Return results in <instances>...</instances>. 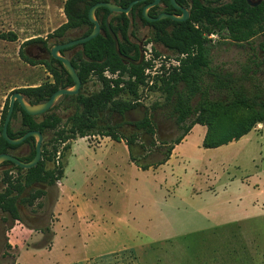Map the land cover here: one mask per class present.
<instances>
[{
  "label": "rangeland",
  "instance_id": "1",
  "mask_svg": "<svg viewBox=\"0 0 264 264\" xmlns=\"http://www.w3.org/2000/svg\"><path fill=\"white\" fill-rule=\"evenodd\" d=\"M64 2L0 0V122L13 92L47 79L45 67L34 65L26 49L33 40L61 32L68 22ZM11 32L16 40L7 37ZM210 38L213 65L231 71H238L264 41L258 36L237 45L223 36ZM147 48V60L155 66L147 73H156L162 64L166 69L177 65L174 55L164 51L165 58L155 56L151 45ZM259 75L264 81V65ZM142 94L146 105L162 100L158 92L144 89ZM154 114L163 130L154 136L138 132V144L146 147L135 144L134 151L148 154L142 161L160 159L183 133L162 109ZM261 128L223 146L205 148L206 128L198 125L166 163L148 169L131 160L123 139L124 144L114 143L92 132L61 143L57 159L62 162L65 145L76 140L65 175L55 184L37 182L26 189L25 197L43 193L19 206L23 221H14L0 209V264H264ZM124 135L130 136L128 131ZM54 138L47 130L43 143L51 146ZM163 138L167 144L158 151ZM3 170L0 167V192L6 188ZM18 172L12 166L9 175L17 180ZM61 188L57 213L53 206ZM74 208L87 224L79 232L78 223H71Z\"/></svg>",
  "mask_w": 264,
  "mask_h": 264
},
{
  "label": "trees",
  "instance_id": "2",
  "mask_svg": "<svg viewBox=\"0 0 264 264\" xmlns=\"http://www.w3.org/2000/svg\"><path fill=\"white\" fill-rule=\"evenodd\" d=\"M100 1L108 0H65L64 11L68 22L59 33L88 23L93 25L89 11ZM114 1L128 5L132 0ZM148 1L137 3L133 10H138L139 15L142 16L143 5ZM163 1L170 3V0ZM227 7V19L219 21L213 17L211 9L205 7L200 12L194 10L191 20L176 21L171 18L159 20L157 23L161 24L162 28L158 31L157 39L173 51L179 64L170 66L169 69L162 64L158 70L155 69L156 73H147L148 68L151 70L155 68L150 61H144L140 65H128L117 53L115 41L109 31L107 36L99 34L88 41L85 46L86 53L90 50L94 56L104 61L101 64L92 63V68H95L94 73L102 82V87L88 96L83 112L84 117L88 115L87 119L81 118L82 120L75 121L68 129L55 130L57 133L54 135L55 143L51 146L49 142L42 144V159L37 165L26 169L12 161H7L19 172L15 180L9 175L8 170L5 171L6 188L0 192V209L7 212L14 221H23L19 206L27 202L33 203L43 193L35 192L25 197L24 192L37 182L55 184L64 176L72 144L65 145L66 152L63 153L62 162L57 159V157L61 158L58 156L59 146L70 139H76L77 136L84 137L96 132L117 141L123 139L129 148L131 160L141 168L148 169L150 166L166 163L175 145L181 143L195 124L207 126L203 146L214 148L239 140L254 130L258 123H264V81L259 75L261 63L256 62L257 56L252 54L238 71L225 70L219 65L214 66L212 63L214 45L212 39L208 37L215 27L224 32L223 37H229L238 43L249 41L256 35L264 36V8L250 7L245 0H235ZM108 12L107 7L100 6L96 14L99 16L103 13L105 17ZM125 15L121 13L114 17ZM196 22L200 23V28L195 26ZM168 25H172L171 31L167 30ZM103 26L106 27L104 24ZM111 27L114 32H118L113 23ZM7 37L16 40L17 34L11 32ZM119 47L122 53L128 54L122 42L119 43ZM261 47L264 49V41ZM159 55L160 52L156 51V56ZM86 65L87 63L84 62V70ZM106 68L112 73L111 77L104 75L103 71ZM85 75H88V72ZM144 89L158 92L162 100L157 99L153 104L146 105L142 99ZM19 90L28 93L30 98L35 97L30 100L35 103L40 101L37 93H41V97H49L54 86ZM140 106L145 107L146 111L136 125L143 133L151 136L157 133L154 112L159 109L183 128V133L173 141L172 145L167 146L166 150L162 151L163 156L155 161H142L148 154L135 153V144L142 148L146 147L143 143L138 144V133L126 136L119 133L116 126L101 124L110 123L114 114L124 115L128 110ZM8 108L9 105L0 122V154L19 146V144H11L2 133ZM59 122L55 115L48 116L44 121H37L17 103L9 125V135L16 138L29 130H40L45 134L47 130L57 129ZM159 141L160 145L157 149L161 151L167 141L162 139ZM25 142L30 145L31 151L22 160L29 161L36 154V139L34 136H29ZM150 145H156L154 138L150 140ZM50 163L53 167L49 166Z\"/></svg>",
  "mask_w": 264,
  "mask_h": 264
},
{
  "label": "flooded vegetation",
  "instance_id": "3",
  "mask_svg": "<svg viewBox=\"0 0 264 264\" xmlns=\"http://www.w3.org/2000/svg\"><path fill=\"white\" fill-rule=\"evenodd\" d=\"M108 1L116 3L114 0H108ZM141 1H146V0H141ZM141 1H138L137 3ZM153 1L154 0H149L146 4L143 5V9L147 4L152 3ZM176 1L180 6L186 8L189 12V15L186 19L176 20V21L191 20V17L194 14V10H199L200 12L201 10H203L204 7L211 9L212 13L214 14L213 17H215L217 21H219L220 19H227L228 17V13L226 12V9L228 8L227 6L228 4H232L233 2H235V0H176ZM245 1L250 7L264 8V0H245ZM137 3H135L134 6ZM118 5H121L123 7L128 6L123 4H118ZM134 6L129 12H124V11L111 12L109 10L108 14L105 17L103 13L99 16L96 14V17L98 18L100 23L99 34L107 36V32L109 31L107 23L109 22L110 26L112 23L114 24V26L118 29V32L117 33L115 32L118 37V46L119 43L122 42L125 47V50L128 52V54L125 55L128 56L129 58L126 59L123 58V60L128 65L129 64L140 65L144 61H149L147 60L146 57V55L148 54L147 47L149 45H151L152 51L155 56H156V51H159L160 52L159 56H162L164 58L166 57L165 53L163 54L164 51L170 53V55H174L172 50L164 46L157 39L158 31L160 30V28H162L161 24L157 23L159 20H148L144 18L143 10H142V16H140L138 10L135 11L133 10ZM149 12H151V14L150 13L149 14L152 17H157L159 14L163 12L173 13L175 15L184 14L182 8L175 6L171 0L169 4L164 2L163 0H159L155 5L149 8ZM121 13H125L126 15L120 17H114L115 15ZM92 23L93 25L88 23V25L78 26L68 31L59 33L57 35L55 34L52 35L51 37L36 39L28 43L29 47L26 49L28 58L30 59V61L34 62V65L39 64L44 66L48 75H47V79L42 83L28 85L20 88H35V87L45 88L46 86H54V90L52 91L49 97H41V93L39 94L37 93V97L39 98L40 101L35 103H41L47 101L52 96V94L60 88L75 87L76 81L74 80L72 75L68 72L63 62L60 59L53 56L51 52V48L57 45L58 46L63 45L65 43L80 39L81 37L88 35L94 29L95 24L94 22ZM103 24L106 25V27H104ZM195 26L197 28H200V23L196 22ZM166 28L167 30L171 31L172 25L170 26L168 25ZM140 30H143V32L140 33ZM223 33L224 32H221L218 27H215V29L212 31L211 34L208 35V37L210 38L212 36H223ZM258 36H263V35H256L253 38H251L249 41H244L240 43L234 41L229 37H224V38L229 39L232 43H235L237 45H242L244 43L249 44L250 41L257 38ZM262 41L263 40H261V42L257 44L256 48H253L254 54L258 58L256 62L261 63V67L264 65V49L261 47ZM87 42L88 41L78 42L69 47H61L58 50L61 56H64L71 61L72 65L74 66V69L76 70V73L78 74V77L80 79V85L77 91L74 93H64L58 98V100L50 109L46 110L43 113L33 115L37 121H44L48 116L55 115L60 120V122L57 125L58 126L57 129H51L54 132V135H57L55 130H61L63 128L68 129L73 125L75 121H80L82 120L81 118L87 119L88 115L84 117L83 112L85 109L86 102H88V96H91L93 93H96L102 87V82L98 79L96 73H94L95 68H92V63L96 62L101 64L103 63L104 59H99L98 57H96V55L94 56L90 50H88V53H86L85 46ZM212 44L214 45V43ZM84 62L87 63L85 70L83 69ZM177 62L178 65L179 61L177 60ZM87 72L88 75H85ZM103 73L106 77L112 76V73L107 68L103 71ZM17 91L22 92L26 96L29 102L31 99H35V97L30 98L29 94L26 92H23L19 89ZM17 103L18 102H16V104ZM145 111H146L145 107H143V109H141L140 107L132 108L127 112H125L124 115L114 114L110 123L103 122L101 124L102 125L109 124L111 126H116L121 130L122 133L125 134L126 131H128L129 135L132 136L135 133L142 132L139 130L136 123L143 118V116L145 115ZM123 125H127V128H123ZM162 126H163L162 123L157 122V132H161L163 130ZM8 132H9V126H8ZM43 135L45 136V134ZM162 140H164V138ZM30 151H31L30 145L25 141H23L22 143L19 144L17 148L9 149L8 152L6 153L16 155L20 159H22L25 158ZM7 161L2 162L0 164V167H4L3 170L4 172L7 170L11 172L12 164L8 163Z\"/></svg>",
  "mask_w": 264,
  "mask_h": 264
},
{
  "label": "water",
  "instance_id": "4",
  "mask_svg": "<svg viewBox=\"0 0 264 264\" xmlns=\"http://www.w3.org/2000/svg\"><path fill=\"white\" fill-rule=\"evenodd\" d=\"M138 1H141V0H133L132 2H130V4L127 7H123V6L118 5V4L111 2V1H100V2L95 3L90 8V11H89V18L95 24L92 32L89 33L88 35L84 36V37H81L80 39L65 43V44L60 45V46L57 45V46H54L51 48V52H52L53 56L60 59L63 62L64 66L66 67L68 72L72 75V77L76 81V85L74 88H60L57 91H55L47 101L41 102V103H35V104L30 103L27 100L26 96L20 91H15L10 95L9 108H8V111H7L5 120H4V126H3V131H2L3 136L11 144H20L23 141H25L29 136H34L36 139V145H35L36 154L31 160L24 161L16 155H12L10 153H1L0 154V164L4 161L10 160V161L14 162L15 164L27 169V168H30V167L37 165L39 163V161L42 159V152H43L42 144L44 141V135L40 130H29L25 134H23L19 137H16V138L11 137L9 135L8 126H9V123L11 121L16 102H18L27 113H29L31 115H37V114L43 113L46 110L50 109L55 104V102L58 100V98L61 95H63L64 93H74L77 91V89L80 85V79L78 77V74L76 73V70L74 69V66L72 65L71 61L68 58L61 56L59 54V52H58L59 48L69 47V46H71L75 43H78V42L89 41L99 34L100 23H99L98 18L96 17V9L98 7H100V6L107 7L111 12H113V11H115V12H123V11L129 12L133 8L134 4L137 3ZM158 1L159 0H154L152 3H149L144 7V9H143L144 18H146L148 20H160L163 18L170 17L174 20H184L189 15V12L186 8H183L182 6H180L176 0H171L175 6L182 8V10L184 11L183 15H175L173 13L163 12V13L159 14L157 17H152L149 14V8L153 5H155ZM107 25H108L109 32L111 33V35L113 36V38L115 40V46H116L117 53L124 59L129 58L128 56H126L125 54H123L121 52V50L118 46V37H117L116 33L112 30L110 23L108 22Z\"/></svg>",
  "mask_w": 264,
  "mask_h": 264
},
{
  "label": "crops",
  "instance_id": "5",
  "mask_svg": "<svg viewBox=\"0 0 264 264\" xmlns=\"http://www.w3.org/2000/svg\"><path fill=\"white\" fill-rule=\"evenodd\" d=\"M198 125H202V124H195L194 126H193V128L190 130V132L196 127V126H198ZM205 128H206V130H205V135H206V132H207V126L206 125H203ZM257 126L258 127H262L261 129H262V131L264 132V123H258L257 124ZM257 126H256V128L254 129V130H257ZM254 130H252V131H254ZM251 131V132H252ZM189 132V133H190ZM188 133V134H189ZM188 134L185 136V138L188 136ZM249 134V133H248ZM248 134H246V135H248ZM264 134V133H263ZM246 135H244V136H246ZM243 136V137H244ZM184 138V139H185ZM204 138H205V136H204ZM242 138V137H241ZM240 138V139H241ZM103 139H110L111 141H113L114 143H122V144H124V141H117V140H114V139H112L111 137H109V136H104V138ZM183 139V140H184ZM77 140V139H76ZM76 140H74L73 141V143H72V147L74 146V144L76 143ZM182 140V141H183ZM181 141V142H182ZM204 141V140H203ZM232 142V141H231ZM230 143V142H229ZM180 144V143H179ZM178 144H176L175 145V147H174V149H173V151L175 150V148H176V146H177ZM225 145V144H224ZM221 146H223V145H221ZM72 147H71V150H72ZM218 147H220V146H218ZM206 148V147H205ZM214 148H217V147H214ZM173 151H172V154H173ZM71 153V152H70ZM170 159V158H169ZM67 161H68V159H67ZM66 165H67V163H66ZM162 165V164H161ZM65 168H66V166H65ZM64 175H65V170H64ZM61 186L63 187V184L61 183ZM62 193H63V189L61 188V193H60V195H59V197H58V199L55 201V203H54V206H53V208H54V210L57 212V213H60V212H58V209H57V207H58V205L61 203V201H62ZM62 215L60 214V217H61ZM71 223H73V225H75V224H77L78 226H77V230H78V232L79 231H82L84 228H83V226L85 225L84 224V222H83V224L81 223V221H80V219H82V217L81 216H79L78 215V212H77V210H76V208H74V209H71ZM16 221H19V220H16ZM61 222H62V220H61ZM87 225V224H86ZM85 225V226H86ZM17 227H18V225H16ZM76 226V225H75ZM63 227V226H62ZM58 229V228H57ZM58 236V235H57ZM57 238V237H56ZM55 238V239H56Z\"/></svg>",
  "mask_w": 264,
  "mask_h": 264
},
{
  "label": "built area",
  "instance_id": "6",
  "mask_svg": "<svg viewBox=\"0 0 264 264\" xmlns=\"http://www.w3.org/2000/svg\"><path fill=\"white\" fill-rule=\"evenodd\" d=\"M147 72H151V69H150V68H148V69H147Z\"/></svg>",
  "mask_w": 264,
  "mask_h": 264
}]
</instances>
